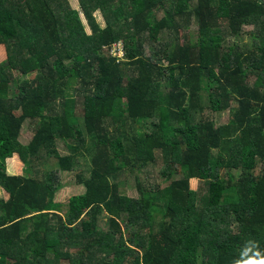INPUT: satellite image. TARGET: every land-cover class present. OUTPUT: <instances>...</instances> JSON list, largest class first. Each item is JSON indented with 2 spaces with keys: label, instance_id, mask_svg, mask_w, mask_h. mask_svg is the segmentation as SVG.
<instances>
[{
  "label": "trees",
  "instance_id": "16d2710c",
  "mask_svg": "<svg viewBox=\"0 0 264 264\" xmlns=\"http://www.w3.org/2000/svg\"><path fill=\"white\" fill-rule=\"evenodd\" d=\"M78 3L90 34L67 0H0V264H231L248 240L264 250V0ZM158 158L161 188L142 177ZM77 169L83 191L56 201Z\"/></svg>",
  "mask_w": 264,
  "mask_h": 264
},
{
  "label": "rangeland",
  "instance_id": "374dc122",
  "mask_svg": "<svg viewBox=\"0 0 264 264\" xmlns=\"http://www.w3.org/2000/svg\"><path fill=\"white\" fill-rule=\"evenodd\" d=\"M67 3H68V7L70 9L78 11L79 17L82 21L85 32L87 34H90V30H89V27L87 25V21L85 20L83 13H81V9H80L78 0H67ZM94 16L96 17L100 27H103L104 26V20L102 19L101 14H99L98 12H95ZM189 29H190L189 33H195L196 34L195 25H193ZM249 29H250L249 27L245 28V30H249ZM241 38H242V41H241L242 44L249 40L246 36H242ZM247 43L249 44V42H247ZM145 52L148 53L149 50L146 49ZM2 60L3 59H1V57H0V63ZM9 92H12V90H9ZM215 116H216L217 123L225 122L227 120V113H225V112L216 113ZM32 132H33V129L31 126H25L24 129L22 130L20 138H19L20 143L23 145L26 144L28 142V140L31 138ZM57 149L62 155L65 154V148H64L62 143L57 142ZM9 163H11V165L8 166L10 171H12L13 173H15L16 171H19V173H22V171H23L22 162L19 160V158L16 154L11 159L8 160V164ZM80 164H81V160H80ZM162 167H163V164L159 158L157 159V161L153 165L148 166L145 175L144 174L142 175V177L144 178V183H148V184L153 185V186H158L159 188L164 187L167 184V182L165 180H163V178H161L159 175ZM78 169L73 173H68V174L62 173L59 176L60 178H59L58 183H60L62 187L56 193V197H55L56 201L66 202L71 196L80 194L81 191H83V187L76 184L75 175L79 171ZM129 183L131 186H130V188H127L126 193L129 196L135 197L136 186H135V181L133 180V178L129 179ZM200 186H201V182H199L198 180L194 179V180L190 181V187L193 190H196ZM6 197H7V194L2 189H0V198L6 199ZM98 226L102 229H106V218H102L100 220V222L98 223Z\"/></svg>",
  "mask_w": 264,
  "mask_h": 264
},
{
  "label": "clouds",
  "instance_id": "9594fccd",
  "mask_svg": "<svg viewBox=\"0 0 264 264\" xmlns=\"http://www.w3.org/2000/svg\"><path fill=\"white\" fill-rule=\"evenodd\" d=\"M231 264H264V250L257 241L248 240L241 248L239 258H233Z\"/></svg>",
  "mask_w": 264,
  "mask_h": 264
},
{
  "label": "built area",
  "instance_id": "2783aa9c",
  "mask_svg": "<svg viewBox=\"0 0 264 264\" xmlns=\"http://www.w3.org/2000/svg\"><path fill=\"white\" fill-rule=\"evenodd\" d=\"M112 56L116 57V58H123L124 57V50H123L122 41H116L113 44Z\"/></svg>",
  "mask_w": 264,
  "mask_h": 264
},
{
  "label": "crops",
  "instance_id": "0c3cea01",
  "mask_svg": "<svg viewBox=\"0 0 264 264\" xmlns=\"http://www.w3.org/2000/svg\"><path fill=\"white\" fill-rule=\"evenodd\" d=\"M7 198V197H6Z\"/></svg>",
  "mask_w": 264,
  "mask_h": 264
}]
</instances>
